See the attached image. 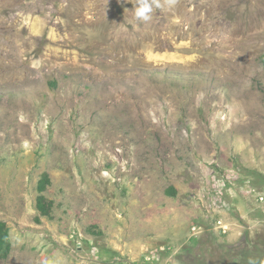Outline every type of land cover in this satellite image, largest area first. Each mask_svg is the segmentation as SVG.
Returning a JSON list of instances; mask_svg holds the SVG:
<instances>
[{
    "label": "rangeland",
    "instance_id": "374dc122",
    "mask_svg": "<svg viewBox=\"0 0 264 264\" xmlns=\"http://www.w3.org/2000/svg\"><path fill=\"white\" fill-rule=\"evenodd\" d=\"M133 8L0 0V264H264V0Z\"/></svg>",
    "mask_w": 264,
    "mask_h": 264
},
{
    "label": "trees",
    "instance_id": "16d2710c",
    "mask_svg": "<svg viewBox=\"0 0 264 264\" xmlns=\"http://www.w3.org/2000/svg\"><path fill=\"white\" fill-rule=\"evenodd\" d=\"M50 183V178L47 173H43L41 179L39 180V184L37 189L39 192H43L46 188V186ZM171 194H174V191ZM44 198L42 196H39L37 198V207L40 209V211L43 214L48 213L49 206H44ZM10 238L9 233L7 231L6 225L3 221H0V259H5L10 251Z\"/></svg>",
    "mask_w": 264,
    "mask_h": 264
},
{
    "label": "clouds",
    "instance_id": "9594fccd",
    "mask_svg": "<svg viewBox=\"0 0 264 264\" xmlns=\"http://www.w3.org/2000/svg\"><path fill=\"white\" fill-rule=\"evenodd\" d=\"M134 4L133 12L136 20L148 23L152 20L154 8L167 7L169 10L174 9L178 0H164L162 5L160 0H132Z\"/></svg>",
    "mask_w": 264,
    "mask_h": 264
}]
</instances>
